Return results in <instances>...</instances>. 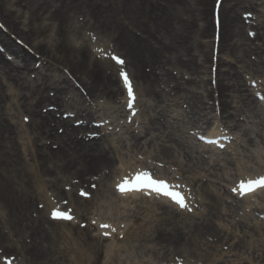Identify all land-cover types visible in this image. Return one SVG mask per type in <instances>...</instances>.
Returning a JSON list of instances; mask_svg holds the SVG:
<instances>
[{"label": "bare ground", "instance_id": "6f19581e", "mask_svg": "<svg viewBox=\"0 0 264 264\" xmlns=\"http://www.w3.org/2000/svg\"><path fill=\"white\" fill-rule=\"evenodd\" d=\"M28 2H35L33 9ZM51 2L57 3L56 6ZM215 2L216 0H17L14 3V0H0V20L3 28L7 29L5 32L0 27V42L7 55H10L6 57V54L0 51V249L3 252L12 250L11 255H15L16 264H62L58 259L56 245L49 239L46 216L39 208L40 204L38 205L43 199L42 202L46 205L53 206L48 190L58 192L60 197L69 196L59 186L62 179L59 173H63L64 177L68 175V178L72 176L73 180L76 179L74 186H79L80 183L87 185V192L93 196L97 194V190L92 187L95 184L93 179H96V175L107 173L106 169L114 167L115 156L111 153V145L100 139L89 138L85 134L87 130H96L92 125L96 115L84 109L86 98L77 87L70 84L67 77L61 76L59 80H53V74L51 75V71H56L55 67L61 65L85 84L95 97L116 95L122 90L115 72L112 71L111 75L108 72L110 67L105 65L107 63L102 59L91 61L87 49L77 45L70 36L73 32L68 30V18L75 10H83L86 16L94 18L99 32L112 39L116 49L125 55L135 75L133 77L136 84L140 87L141 97L153 99L155 102L150 119L155 116L158 108L164 106L165 97L168 99L187 94V100L184 102L189 104L194 115L199 116V123L214 122V103L207 105L208 102L205 101V91L208 88L205 90L204 87L198 86L203 83L202 78H206L211 67H214L216 87L210 89L211 96L213 92L214 94L208 99L218 101L220 112L227 118L223 122L232 124L229 126L233 129L243 130L240 123L242 119H239L235 112L238 111L241 115L249 113L260 123L257 126L262 132L257 135L263 138L264 109L258 103L254 106L256 100L253 97L248 96L245 101L243 95L246 91H251V88L243 82V74L237 69L242 65V69L246 71L252 65L250 70L253 71L254 68L258 73L264 71V24L253 23L252 28L257 30V33L249 34L250 29L247 30L243 13L241 17L239 14L240 8H256L257 3L254 0H222L218 26L215 23ZM47 5H52L51 11ZM22 7L29 14V22L24 23V27L21 26L24 12L18 9ZM52 7L58 8L52 10ZM15 37L21 39L33 54L16 43ZM34 54L41 58L37 59ZM253 54L258 60L251 59L254 58ZM199 56H202V62H199ZM207 63H210L209 66ZM36 64H43L50 72L49 78L41 77V83H38L40 78H28L31 72L39 71ZM169 65H173L172 68L180 73L173 71V75L171 70H165V66ZM112 68L114 69V66ZM23 73L26 74L25 78ZM160 74L165 78L164 85L167 87H159L162 80ZM198 77L201 78L200 81ZM8 90L12 92L8 94ZM237 93L241 96L239 101ZM20 94L23 96L20 97ZM65 97H70L72 103H65ZM236 100L238 105L232 108V103ZM147 101L142 102L147 105ZM75 103L80 106L77 107L76 120L82 121L79 127L75 123L71 125L73 120L62 118L58 112H67H64V108H71ZM50 107H53V110ZM12 110L33 118L32 124L27 127V132L33 138L29 152L20 147L21 136L17 132L18 129L8 122L7 115ZM160 111L165 112L166 109ZM152 126V141L154 138L167 140L169 135L163 130L166 125L153 121ZM61 128L64 131L59 134ZM245 131L247 134L252 132L250 128H245ZM14 135L16 139L13 140ZM248 141L253 143L255 148L258 144H264V140L255 142L249 138ZM139 143L142 144V141ZM147 145L142 144L140 149L146 148ZM157 147L161 155L155 156L156 160L174 164L186 175L190 174L192 181L196 180L194 186L213 202L204 216L195 215L200 224L187 222L186 228L189 230L176 227L172 231L168 226V217L156 218L159 223L155 221L156 225L153 226L138 224L136 230L141 233L135 232L137 242H151V235L156 234L160 242L155 246H148L143 242L146 251L163 248L162 243L166 241H170L171 246L175 247L174 244L179 245L187 240L184 236H190L191 231L197 236L208 233L220 240L226 231L219 222L224 218L221 211L224 198L218 191L206 189L205 184L197 181L200 178L194 174V170H202L204 162L198 160L195 163V157L188 153H177L174 147ZM255 148H247V151L254 159L261 160V151ZM235 150L236 155L242 154L238 149ZM219 158L213 160L215 171H205L207 177H224V170L221 172V168H218L224 161L233 165L232 161ZM125 164L122 170L129 168L128 163ZM231 169L235 174V169ZM227 175L232 176V172H227ZM69 181L73 184L72 180ZM125 193L135 195L133 200L138 201L137 191ZM77 198V202H74L77 211L90 202L82 197ZM162 200L165 199L152 201L161 205ZM165 207L173 209L166 204ZM109 208L110 211L114 209L113 206ZM169 209L165 210L166 214L174 215ZM115 210L120 212L119 207ZM33 212H37L39 217L32 218ZM128 216L134 217V214L128 213ZM181 219L182 222L185 220ZM27 238L31 239L28 243ZM16 250L17 252H14ZM143 251L145 252H140ZM143 255L145 254H135V257L141 262L144 261L143 263L154 262L153 259L147 260ZM72 256H75L76 264H85L81 261L86 260L83 253H75ZM95 258H88L87 264H95ZM115 260L113 258V261ZM209 263L213 264L210 261ZM117 264L125 263L120 260ZM234 264L238 263L234 261Z\"/></svg>", "mask_w": 264, "mask_h": 264}, {"label": "rangeland", "instance_id": "374dc122", "mask_svg": "<svg viewBox=\"0 0 264 264\" xmlns=\"http://www.w3.org/2000/svg\"><path fill=\"white\" fill-rule=\"evenodd\" d=\"M16 1L17 0H14V3ZM254 2L257 3L256 8L249 9L246 7L240 8L239 10L240 17L243 13V17L246 19V25L248 26L247 30L250 29L249 33L253 35L257 33V30L252 28L253 23L261 22L264 24V0H254ZM33 3L35 4V2H28V4L32 6V9L35 6ZM51 3L54 4V6L57 4ZM228 3L227 1L226 4ZM47 6H49V11H51L50 6L52 5ZM57 8L58 7H52V10ZM18 9H20L22 13L24 12V17L21 19L23 20L21 26L24 27V23L29 22V14L23 7ZM68 19V30L73 32L70 36L77 45L87 49L91 61H100L101 59L105 61L107 63L105 65L110 67L108 72L111 75L112 71H114L116 78H118V73L122 69H131L130 65L127 63V58L116 49L117 47L113 40L102 35L101 31L99 32V29L96 27L98 25L94 18L86 16L83 10H75L73 14H70ZM141 20L143 21V19ZM0 27L3 28L1 20ZM45 28L46 27H43V29ZM3 29L5 32L7 31L5 27ZM262 31L263 30H261V32ZM11 37H13L12 34ZM14 40L25 50L30 51L25 47L27 45H25L21 39L15 37ZM234 40L235 39H233V41ZM233 41H231V43ZM0 49L1 51L5 49L1 42ZM115 53L121 54L123 59H125V63L121 66L117 64L118 67H114L113 69L112 66H115V63H117L112 58V55ZM35 56L37 59L41 58L38 55ZM215 56L217 57L218 54L216 53ZM252 56H254V58L250 56L251 59L258 60L256 55L253 54ZM201 58L202 56H199V62L203 61ZM226 60L230 61L231 59ZM209 64L207 63L208 66ZM35 66L39 69L37 72L39 74L33 73V75L39 77L41 81H43L41 78L42 76L45 78L50 77V72H48L43 64H36ZM172 67L174 66L169 65L165 66L164 69L171 70L173 74V71H176V69ZM55 68L56 71H51V75L53 74L52 79L59 80L61 76L63 78L67 77L70 80V84L77 87L79 92L86 98V108L84 109L88 112L92 111L96 115L92 122L96 126V130L93 131L94 133L88 132L87 134L97 136L106 144H110L111 153L115 156L114 167L106 169V171L110 173H103L101 176L96 175L95 187L97 194H93L92 197L90 196V192H85L87 189L82 187V183H80L79 186H74V184H76V179L73 180V178H71L72 176L68 178L69 176L66 175L64 177L63 173L58 174L60 178H62L59 181V186L64 188V191L69 194L68 198L72 201L69 202L66 196L60 197L58 192L53 190H49L50 199L54 203L62 204L67 210L72 212L73 218L71 221H52L51 207H48L45 202H42V198L38 203V205L40 204L39 208L43 210L46 216L45 218H49L46 223V229L49 234V239L58 249V259L62 264H76L75 256L72 255L79 252L83 253L86 260L81 261L85 262V264H87L88 258L90 257H96L95 264H114V262L117 264L120 260L125 264H177L178 262H184L185 264H210L209 261L213 262V264H234V261L238 264L243 262L244 264H264V196H254L244 200L238 197V192L232 191L233 188H236L237 180H241L242 176L253 175L264 170V144H258L255 148V146L252 145L253 143L248 141L249 138H252L255 142L261 141L264 140V136L261 139L259 135H257L259 132H262V129L257 126L260 123L249 113L241 115L240 112H235L237 117L242 119L240 123L242 124L243 130L231 129L228 127L229 125L219 121L227 118L223 117V114L220 112L218 101L215 99H208L209 97H213L214 94L213 92L211 96L210 89L216 87L214 67H211L209 72H207L206 78H202V80H204L203 83L198 84L199 87H204L205 90L206 87L208 88L207 91L204 90L205 94H207L205 101L208 102L207 105L213 102L215 108L214 114L216 117L213 118L214 123L211 121L210 123L207 122L205 125H200L202 123L198 121L199 116L194 115L191 112L189 104L184 102V100H187V94L169 97L168 99L165 97L164 106L158 108L157 113L154 114L155 116L150 119L152 114L151 111L153 107H155L153 99L149 100V98H145L144 96L141 97V94L138 93L134 107L128 108L124 94H122L124 88L121 83H119V85L122 87V90L118 94L106 97H95V95L93 96V94L89 92L85 84L79 81L69 69L61 65ZM251 68L252 65L245 71V69H242V65L237 67L238 71L241 70L243 74V82L252 89V91H246L243 98L246 101L248 96L251 98L253 97L256 100V102L253 103L254 106L261 104L264 109V95L262 94L263 98L259 97L263 92L261 88H264V71L258 73L254 71V68L253 71L250 70ZM133 76L135 75L133 74ZM159 76L162 79L159 83V87H167L164 85L166 82L165 78H162V74ZM209 79H211V81ZM198 80L200 81L201 78L198 77ZM11 92V90L7 91L8 94ZM52 93L51 91L50 94ZM96 93L97 92H95V94ZM237 95L239 97L238 101L241 100L240 94L237 93ZM22 96L23 94H20V97ZM143 100H148L147 105L143 104ZM64 102L72 103L70 97H65ZM236 105H238L237 100L235 103H232V108H235ZM43 107L47 109L45 105H43ZM77 107L80 106L75 103V106H71V108H64V112H67L62 113L60 110H58V112L62 118L73 120L71 125L75 123V125L79 127L82 121H76L78 119ZM50 109L53 110V107H50ZM161 109H166V111H160ZM7 117L8 122L18 129L17 132L21 136L19 139L20 147L27 152L31 151L30 147L33 138L31 134L27 132V127L32 124L33 118L28 114H18L13 110L9 111ZM25 117L28 119L26 120ZM10 120L12 122H10ZM153 121L163 123L167 126L163 129L169 135L167 140L154 138L152 141L151 138L153 134L150 133L154 130V126H152ZM226 127H228V131L235 133L233 139H236V141H234L235 143L233 146L236 144L234 148H237L242 154L238 157L236 155V150L231 148V140L226 139L230 141V145H227V151L224 152L221 159L230 160L233 165L229 163L225 164L226 161H224L222 164L223 166H218V168H221V172L224 170V177H207L205 171L209 172V169L212 171L216 170L214 165L211 164V155L207 154L209 148L212 149L213 147L204 144L201 140V135L207 131H216V129H225ZM245 128H250L252 132L247 134ZM63 131L64 130L61 128L59 134ZM156 132L158 131L156 130ZM14 139H16L15 135L13 136V140ZM139 141H142V144H148L146 148L140 149L142 144L139 143ZM157 146L174 147L177 153L182 155L188 153L195 157V163L198 160L204 162L202 170H194V174L200 178L197 181L205 184L206 189L218 191L224 198V206L223 210H221L224 214V218L219 222L224 226L226 231L225 236L222 235L220 240L208 233H201L202 235L197 236L195 232L191 231L192 233H190V236H184L188 239L179 245L174 244L175 247L171 246L172 244L170 241H166L162 243L163 248L158 247L156 250L148 249L146 251V245L155 246L156 243L160 242L156 234L151 235V242L145 240L137 242L135 232L138 234L141 233L140 230H136L138 224L153 226L159 223V220H156V218L168 217V226L172 231L176 227L177 229L183 228L189 230L186 228L188 225L187 222L194 221L193 224H200L199 220L195 219V215L200 214L204 216L213 202L203 191L198 190L197 187L194 186L196 180L192 181L190 174L186 175L184 171L179 170L174 164H165L166 162L156 160L155 156L161 155ZM247 148H255L261 151L263 156L262 159H254L248 153ZM213 150L218 152L217 149ZM208 153L211 152L209 151ZM259 162L260 164H258ZM125 163H128L127 166L129 167H126L125 170L140 166L150 167L153 171H156L160 177H167L174 183L182 185L187 192L186 195L190 198L192 207L174 210L165 207V203L157 205L156 203L151 204L150 202L141 200L134 202L133 198L122 199L117 195L115 181L118 176L122 175L121 172L124 171L122 167ZM231 168L235 169V174L234 170ZM230 171L232 172V176L227 175V172L230 173ZM68 179L72 180L73 184H71ZM82 192L89 195L87 199L90 200V202H87V206H81V210L77 211L74 202H77V196H83ZM109 206H113L114 209L110 211ZM116 207H119L120 212L115 210ZM166 209L172 210L174 215L166 214ZM128 213H131V215L134 214V217L128 216ZM31 217H39V214L33 212L31 213ZM181 218L185 220L182 222ZM105 224L110 225V227L102 228L101 225ZM200 228L202 229V227ZM105 232H108L109 235L105 236ZM227 232L228 234H226ZM28 241L30 242L31 239L27 238V243ZM143 242H145L146 245L143 244ZM167 245L169 246L168 248ZM141 250H145V252H140ZM14 252H17V250ZM11 253L12 250L3 252V254H5L4 257L10 255L13 258ZM135 254H145L143 255L144 258L146 257L147 260L153 259L154 262L143 263L144 261L141 262V260L137 259ZM113 258L116 260L113 261ZM4 259L5 258L2 259V264H4Z\"/></svg>", "mask_w": 264, "mask_h": 264}, {"label": "snow or ice", "instance_id": "6c2138e0", "mask_svg": "<svg viewBox=\"0 0 264 264\" xmlns=\"http://www.w3.org/2000/svg\"><path fill=\"white\" fill-rule=\"evenodd\" d=\"M117 63L123 65L125 62L122 58L118 56L113 57ZM121 75L124 77L126 83H129L128 76L126 73L121 72ZM129 96H132V89L129 86L128 88ZM27 120L28 118L25 117ZM95 187V185H93ZM174 185H168L163 180L154 179L152 174L148 171L137 172L136 175L130 180L128 177L123 178V180L117 183L116 188L121 193H125L128 191H143L147 194L151 195L155 193L156 195H164L172 199V201L178 204L180 207H187L185 199L181 196L179 192L171 191L174 188ZM264 187V176H260L255 180L249 181H241L238 188H233V192L239 191L240 195H245L249 192L255 191L257 188ZM83 195H88L87 193H83ZM190 210V209H189ZM52 216L54 219H71V215L69 213L60 212L58 210H54L52 212ZM102 228H108L110 225H101ZM114 231V229H113ZM105 236H108L109 233L105 232ZM6 264H11V261H6Z\"/></svg>", "mask_w": 264, "mask_h": 264}]
</instances>
